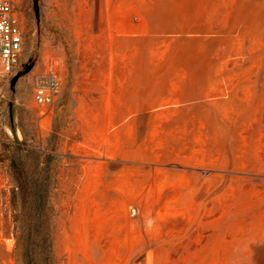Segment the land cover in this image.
I'll return each instance as SVG.
<instances>
[{"label":"rangeland","instance_id":"374dc122","mask_svg":"<svg viewBox=\"0 0 264 264\" xmlns=\"http://www.w3.org/2000/svg\"><path fill=\"white\" fill-rule=\"evenodd\" d=\"M15 2L24 44L20 77L0 109V264H21L8 199L12 161L29 168L31 157L18 143L60 156L58 264H264V0H40V33L33 1ZM120 55L143 61L128 94L136 106L156 105L158 81L188 71L182 101L173 102L188 106L177 118L207 119L201 130L210 137L176 128L175 160L121 175L125 163L99 170L95 154L78 156L75 108L95 101L77 87L78 74ZM166 56L162 68L149 62ZM50 68L62 87L39 106L36 80ZM217 73H239L233 89L257 76L251 90H233L232 109L217 112L205 100ZM214 148L217 160L206 159Z\"/></svg>","mask_w":264,"mask_h":264},{"label":"crops","instance_id":"0c3cea01","mask_svg":"<svg viewBox=\"0 0 264 264\" xmlns=\"http://www.w3.org/2000/svg\"><path fill=\"white\" fill-rule=\"evenodd\" d=\"M169 59L166 56L159 61L149 62L154 68H162L169 63ZM142 63L139 57L125 55L98 57L92 63L94 66L88 68L86 73L78 74L77 87L92 95L95 101L80 102L75 108L80 131L77 155L81 157L95 154L99 157L96 164L99 170H102L106 163L119 161L125 163L118 170L121 175L133 172L138 165L175 160L171 159L168 153L174 149L170 137L174 136L176 128H198V132L205 139L210 137L208 130H201L210 126L207 119H195L188 114H184L182 119L177 118L180 108L184 110L188 106L185 102L178 107L173 104L176 99L182 101L189 78L188 71H178L170 78L158 81L163 91L156 105L146 108L128 103L134 76ZM216 75L221 76L218 79L220 81L209 84L205 100L214 106L217 112L232 109L230 104L234 100L233 90H251V81L257 76L255 73L248 74L247 77L241 78L247 82L238 83L233 89V83L230 81L240 79L239 73H231L225 77H222V73ZM220 91L225 94H220ZM254 102L251 99L246 100V103ZM142 122H145L146 126L144 133L139 130ZM205 152L207 153V149ZM216 152L217 149L214 148V152L209 157L205 155V158L217 160ZM211 155H214L213 158ZM216 167L217 165H214V168Z\"/></svg>","mask_w":264,"mask_h":264},{"label":"trees","instance_id":"16d2710c","mask_svg":"<svg viewBox=\"0 0 264 264\" xmlns=\"http://www.w3.org/2000/svg\"><path fill=\"white\" fill-rule=\"evenodd\" d=\"M15 147L31 157L29 168L25 161H12L13 185L8 201L15 253L20 254L21 264H58L55 237L60 217V156L19 143Z\"/></svg>","mask_w":264,"mask_h":264},{"label":"built area","instance_id":"2783aa9c","mask_svg":"<svg viewBox=\"0 0 264 264\" xmlns=\"http://www.w3.org/2000/svg\"><path fill=\"white\" fill-rule=\"evenodd\" d=\"M24 44L21 15L15 0H0V109L7 89L17 73ZM63 77L58 69L41 72L36 80L33 99L39 106H50L62 87ZM133 216L137 209L131 210Z\"/></svg>","mask_w":264,"mask_h":264},{"label":"water","instance_id":"95a60500","mask_svg":"<svg viewBox=\"0 0 264 264\" xmlns=\"http://www.w3.org/2000/svg\"><path fill=\"white\" fill-rule=\"evenodd\" d=\"M33 1V10L35 14V19L37 23V29L38 33H40L41 28V7H40V0H32ZM20 75L16 74L12 79V85L16 83V81L19 79Z\"/></svg>","mask_w":264,"mask_h":264}]
</instances>
